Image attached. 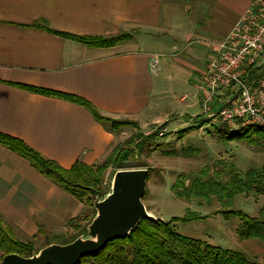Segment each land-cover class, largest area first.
<instances>
[{
  "label": "crops",
  "instance_id": "obj_1",
  "mask_svg": "<svg viewBox=\"0 0 264 264\" xmlns=\"http://www.w3.org/2000/svg\"><path fill=\"white\" fill-rule=\"evenodd\" d=\"M252 1L0 0V134L65 170L77 164L95 168L126 139L125 131H112L87 108L21 86L81 98L104 118L136 122L144 137L151 128L168 129V118L158 111L169 88L180 87L191 92L188 115L169 121L177 124L173 128L195 122L197 87L209 55ZM65 35L127 38L89 47ZM154 56L156 72L150 68ZM259 197L253 198L258 203H243L254 219L264 206ZM88 213L84 201L0 144V217L21 242L40 239L41 232L72 233L75 220L85 223ZM204 214L199 221L221 217Z\"/></svg>",
  "mask_w": 264,
  "mask_h": 264
},
{
  "label": "rangeland",
  "instance_id": "obj_2",
  "mask_svg": "<svg viewBox=\"0 0 264 264\" xmlns=\"http://www.w3.org/2000/svg\"><path fill=\"white\" fill-rule=\"evenodd\" d=\"M161 57L159 55V58ZM262 61L260 71L264 72V56ZM169 89V94L163 97V103L158 111L161 116L168 118V129L166 130L165 128L166 132L164 135L158 137V132L164 128L158 126L151 128L149 134L156 133L157 138L143 146L142 149L134 150L143 142L144 136L141 135V131L138 128L124 126L114 130V132L120 134L125 131L127 133L125 135L126 139L121 143H117V147L115 146L116 148L111 153H118L120 150H131L124 166H139V168H142L146 165V167L151 169L146 183V194L142 198V202L147 212L157 219L167 222L172 218L185 217L189 212H199L200 215H205L204 212L206 211L210 215H221L219 211L223 210V208L217 198L210 199L209 205L203 202L202 208H197L195 205L196 202H200L199 200L186 201L175 198L171 186L177 180L184 181L185 186H190L196 179L206 181L209 178L226 183L237 171L244 174L251 169L260 170L264 167V142L252 134L240 140H226L225 133L234 132L228 131L223 126L212 124L211 120L204 118L201 106L199 108L200 113L198 116L200 117L198 122L190 121V123L187 122L181 128H173L177 124L173 120L169 121V119L174 115H180L186 119L185 115H188V111L184 107L192 101V96L190 95L191 92L180 87H175L174 90L173 88ZM182 96H185L186 99L181 103L179 99ZM178 120L182 123L186 122L181 119ZM200 120H204L203 126H199ZM173 130L176 131L173 132ZM136 135L142 137L139 139L136 138ZM129 140H132V143H128ZM183 149H185V153L182 151ZM105 161L106 159L96 167L101 166ZM116 171L111 165H108L102 175L95 174L94 177L97 181L93 182V188L96 192L85 195L83 199L89 212L87 222H91L96 213L93 208L94 200L97 198L102 199L110 192L112 179ZM181 190L178 189L179 192ZM251 194L253 193L236 196L232 204V210L241 211L253 218L256 213L253 214L250 210V205L243 204L246 201H249L248 204L259 202L253 200L256 195ZM259 200H264V197H259ZM85 224L86 222L81 223V221L78 224H72L73 230L77 226L83 227ZM244 227V223L238 217L224 219L222 215L221 217L212 216L204 221L177 222L174 224V229L178 234L189 236L193 239H200L202 242L205 241V243L223 250L237 252L250 264H264V242L243 238ZM75 231L73 232L76 233ZM73 232L65 233L64 235L68 237ZM86 235L85 233L80 237H85ZM16 239L20 241L18 238ZM43 241L44 238L41 236L40 239L30 242L37 248ZM2 256L3 253L0 251V264Z\"/></svg>",
  "mask_w": 264,
  "mask_h": 264
},
{
  "label": "trees",
  "instance_id": "obj_3",
  "mask_svg": "<svg viewBox=\"0 0 264 264\" xmlns=\"http://www.w3.org/2000/svg\"><path fill=\"white\" fill-rule=\"evenodd\" d=\"M65 37L89 47L113 46L127 38L125 35L110 38H80L69 35H65ZM21 88L36 94L61 97L81 105L91 112L95 120L101 124H108L112 131L124 126L138 127L137 123L133 121H117L102 117L89 102L81 98L29 86H21ZM196 119L198 122L199 118ZM199 123V126H203L204 120H200ZM161 127L164 128V126ZM225 134L226 140H240L252 134L264 142V127L248 126L240 131ZM141 137L136 135V138L140 139ZM156 138V133L145 136L143 142L140 141L141 144L137 145L138 147L134 150L142 149L143 146ZM128 143H132V140H129ZM0 144L18 153L35 169L82 201L85 195L96 192L93 188V182L97 179L94 176L95 174L102 175L108 165H111L114 170L139 168V166H124L131 150H120L118 153L115 152L117 154L111 153L105 163L96 168H86L77 164L71 169L65 170L53 162L43 159L18 139L0 134ZM182 151L185 153V149ZM143 168L147 169L148 174L150 173L151 169L146 165ZM178 189H182L181 192ZM171 190L175 198L186 201L195 199L206 202L208 205L210 199L217 198L223 208L219 213L225 219L238 217L244 223L243 238L264 241V206L259 211L258 219L250 218L241 211L232 210L233 200L238 195L253 193L264 196V167L260 170H248L244 174L237 171L226 183L209 178L206 181L196 179L192 182V185L185 186L184 181L177 180L171 186ZM204 218L197 213L189 212L185 217L172 218L167 222L143 219L132 229L130 234L107 243L97 254L82 257L78 264H250L237 252L223 250L200 240L183 236L174 229V224L177 222L191 223ZM75 221L78 224L80 219ZM89 223V221H86L83 227L77 226L76 231L73 230L76 233L73 232L68 237L64 234L41 232L44 241L35 248L32 242L23 243L18 241L12 230L3 225L0 217V251L3 253L2 258L9 254L30 257L34 252H38L47 245L71 243L86 233L85 228Z\"/></svg>",
  "mask_w": 264,
  "mask_h": 264
},
{
  "label": "built area",
  "instance_id": "obj_4",
  "mask_svg": "<svg viewBox=\"0 0 264 264\" xmlns=\"http://www.w3.org/2000/svg\"><path fill=\"white\" fill-rule=\"evenodd\" d=\"M264 0H253L212 50L198 91L204 118L236 132L246 126L264 127ZM158 56L150 61L156 72ZM165 128L158 132L162 137Z\"/></svg>",
  "mask_w": 264,
  "mask_h": 264
},
{
  "label": "water",
  "instance_id": "obj_5",
  "mask_svg": "<svg viewBox=\"0 0 264 264\" xmlns=\"http://www.w3.org/2000/svg\"><path fill=\"white\" fill-rule=\"evenodd\" d=\"M147 176L145 168L117 170L110 192L93 202L96 213L85 237L65 245H47L30 257L9 254L1 264H78L82 257L97 254L107 243L130 234L141 220H159L147 212L142 202Z\"/></svg>",
  "mask_w": 264,
  "mask_h": 264
}]
</instances>
